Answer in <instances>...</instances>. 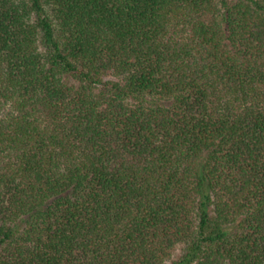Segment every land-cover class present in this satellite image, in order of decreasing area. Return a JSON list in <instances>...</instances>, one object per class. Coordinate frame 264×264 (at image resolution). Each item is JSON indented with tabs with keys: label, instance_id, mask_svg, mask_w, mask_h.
Returning <instances> with one entry per match:
<instances>
[{
	"label": "trees",
	"instance_id": "obj_1",
	"mask_svg": "<svg viewBox=\"0 0 264 264\" xmlns=\"http://www.w3.org/2000/svg\"><path fill=\"white\" fill-rule=\"evenodd\" d=\"M178 248L264 264V0H0V264Z\"/></svg>",
	"mask_w": 264,
	"mask_h": 264
},
{
	"label": "rangeland",
	"instance_id": "obj_2",
	"mask_svg": "<svg viewBox=\"0 0 264 264\" xmlns=\"http://www.w3.org/2000/svg\"><path fill=\"white\" fill-rule=\"evenodd\" d=\"M107 80V79H106ZM180 248H178L174 253H173V255H172V257L168 260V261H166V263L165 264H171V262L173 261V260H175V259H177L178 258V256L180 255Z\"/></svg>",
	"mask_w": 264,
	"mask_h": 264
}]
</instances>
